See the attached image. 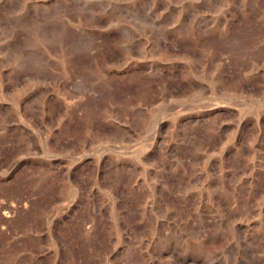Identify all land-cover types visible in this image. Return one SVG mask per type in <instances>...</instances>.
Returning <instances> with one entry per match:
<instances>
[{
	"label": "rangeland",
	"instance_id": "1",
	"mask_svg": "<svg viewBox=\"0 0 264 264\" xmlns=\"http://www.w3.org/2000/svg\"><path fill=\"white\" fill-rule=\"evenodd\" d=\"M0 264H264V0H0Z\"/></svg>",
	"mask_w": 264,
	"mask_h": 264
}]
</instances>
